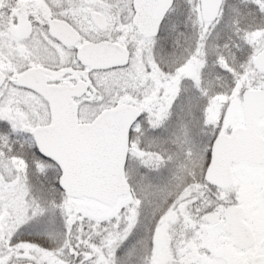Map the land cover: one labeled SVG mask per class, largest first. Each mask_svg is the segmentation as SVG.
Returning <instances> with one entry per match:
<instances>
[{
  "label": "snow or ice",
  "instance_id": "1",
  "mask_svg": "<svg viewBox=\"0 0 264 264\" xmlns=\"http://www.w3.org/2000/svg\"><path fill=\"white\" fill-rule=\"evenodd\" d=\"M0 264H264V0H0Z\"/></svg>",
  "mask_w": 264,
  "mask_h": 264
}]
</instances>
